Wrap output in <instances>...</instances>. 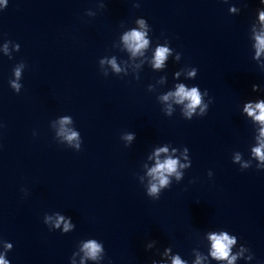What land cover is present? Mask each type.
Wrapping results in <instances>:
<instances>
[{
	"label": "clouds",
	"instance_id": "1",
	"mask_svg": "<svg viewBox=\"0 0 264 264\" xmlns=\"http://www.w3.org/2000/svg\"><path fill=\"white\" fill-rule=\"evenodd\" d=\"M261 3L264 4V0H261ZM261 19L264 20V13H261ZM143 22H141L142 24ZM145 33L139 31H131L130 33L124 36V41L128 49L132 52L133 55H136L140 52L141 49L145 48L148 45V40L145 38ZM256 39V54L257 57L260 55L261 51H264V33L258 34L255 37ZM169 53V48L167 47H158L155 53L154 67L159 69L164 66L165 60ZM112 67L119 72L120 69L117 67L115 61L110 62ZM197 69H194L193 72L189 73L190 76H195ZM17 78L20 76V70L17 68L15 71ZM179 75V73H177ZM13 88L16 89V92H20V85L13 82ZM260 90V86L257 84L252 85V91L257 92ZM204 94L208 96V91L205 89ZM169 97H174L176 102L179 104H185L186 111L184 113L187 120H191L193 113L196 111V108L201 105V91L199 86H191L187 88L184 84H179L176 87L175 92H169L167 95L163 96L164 100H168ZM212 103L211 98H209L208 104L204 105L201 108L197 116L203 117L207 114L209 105ZM247 113L248 116L253 117V119L259 122L262 126L259 130L260 139L259 146L252 149L253 156L258 159L261 163L257 165V169H264V98H258L255 102L253 100H248L244 102L243 110L241 115ZM67 118H64L62 123H67ZM75 133H72L68 136V139L71 140L75 137ZM135 136V133H131L128 136L129 140H132ZM186 151H189L186 147ZM159 151L166 152V148H161ZM159 153H157L158 155ZM236 160H240V156H236ZM178 161L175 159H167L163 163L157 161L156 167L151 169L149 175H151L158 183L151 184L148 189L147 195L150 197H156L159 199L160 190L169 185L168 176L176 173L177 180L180 179V173L176 172ZM183 167V165H181ZM244 167H248L247 164ZM51 220V217H48ZM64 225V232H68L70 228L73 227V224L64 220L63 216H57L55 221V227L59 228L60 224ZM208 240L211 242V251L210 256L216 261H227V264H234V261L237 259V255H232L231 250L232 246L237 243V237L235 235H229L227 231H220L218 234L212 232L208 235ZM156 246V241H150L147 245V249H152ZM11 247V245H8ZM82 251L84 252V257L91 260H97L100 258V254L104 251L102 243H98L95 239H90L82 246ZM171 252L170 247L164 248V253L167 255ZM204 259L200 254H197L195 264H201V260ZM0 264H8V261L0 257ZM83 264V260L81 262ZM151 264H159L156 259L151 261ZM172 264H187V261L182 260L179 255L172 257Z\"/></svg>",
	"mask_w": 264,
	"mask_h": 264
}]
</instances>
